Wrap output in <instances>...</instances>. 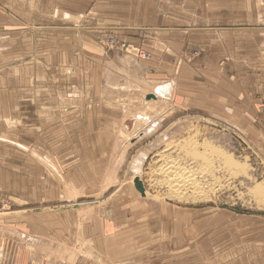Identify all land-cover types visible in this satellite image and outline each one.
Wrapping results in <instances>:
<instances>
[{"label": "rangeland", "instance_id": "1", "mask_svg": "<svg viewBox=\"0 0 264 264\" xmlns=\"http://www.w3.org/2000/svg\"><path fill=\"white\" fill-rule=\"evenodd\" d=\"M86 1L0 3V264H264V0Z\"/></svg>", "mask_w": 264, "mask_h": 264}, {"label": "crops", "instance_id": "2", "mask_svg": "<svg viewBox=\"0 0 264 264\" xmlns=\"http://www.w3.org/2000/svg\"><path fill=\"white\" fill-rule=\"evenodd\" d=\"M74 1L75 0H0V3L2 4V7H3V13H2L3 21L5 23H7V24L4 23V26H5L4 30L7 29L6 25L9 26L8 27L9 29H7L8 31L6 30V33L8 32V35H11L10 25L12 23V20L13 21H15V20L20 21V20H22L23 17H26L27 16L26 11H28V10H26V8L28 6H29V9H31L33 7L34 10H36V11H34L35 15H39L42 13L49 14V18L51 20H59V18L62 20H70V19L73 20L75 17H80V18L83 17V19H84L86 16V14H85L86 9L84 12H78V11L74 12V10L72 9L73 7H71V9H70L69 7L61 6V5H71L74 3ZM86 2L90 4L91 0H87ZM99 9H100L99 12H101L102 11L101 8H99ZM99 19H101V17H99ZM103 21L106 22L105 19H103ZM101 26L103 27L104 23L99 22V27H97V28H101ZM93 28H95V27H93ZM21 32H22V29L19 30V33H21ZM110 39H114V38L110 37L106 41H108ZM128 48H129V46L127 47V49ZM244 88H246V87L244 86ZM247 91H249L248 88H247ZM244 92H245V94H244L245 98L248 101V103H246L244 101V103L246 104L244 106V110H248V111H246V113L248 115H251V116L257 115L258 116L260 113V108L262 106V98H264L263 89L260 88V90H259L260 94H259L258 98L246 97L247 96L246 90H244ZM154 93H156L155 94L156 96H158L157 94H159V95L162 94L161 90H159V89H157L156 92L154 91ZM257 103H259V105L256 108ZM260 136L262 138H264V131H261ZM136 234H138V233H136ZM141 239H143V238H141ZM39 240H41V239H39ZM41 241H43V240H41ZM43 242H45V244H43V245H50L49 242H46V241H43ZM107 242L109 244L110 240H107ZM37 245H41V244H37ZM109 247H111V246L109 245ZM111 250H115V249L113 248ZM116 250H115V253H117ZM137 250L126 251V252H132V253L135 252L136 253ZM118 254H116V256H114V258H113L114 263L121 264L124 260H127L129 257V255L128 256H123V255L118 256ZM100 261L102 262L101 259H100ZM199 262H200V264H205V263H203V261H199ZM91 264H94V263H91ZM102 264H105V263L102 262ZM254 264H256V263H254Z\"/></svg>", "mask_w": 264, "mask_h": 264}, {"label": "bare ground", "instance_id": "3", "mask_svg": "<svg viewBox=\"0 0 264 264\" xmlns=\"http://www.w3.org/2000/svg\"><path fill=\"white\" fill-rule=\"evenodd\" d=\"M165 90H167L166 88H165ZM160 92V91H159ZM156 93H154V95H155ZM148 95V94H147ZM157 95H159V94H157ZM157 98V97H156ZM155 101V100H154ZM150 102V101H149ZM142 133L140 132L139 134H138V136L140 137V135H141ZM169 165V164H168ZM173 167V166H172ZM171 166H165L164 167V172H166V173H170L171 171H172V168ZM174 171H175V168L173 169ZM139 178L140 179V177L139 176H135L134 178ZM134 178H133V180H134ZM133 180H132V185H134L133 184ZM141 180V179H140ZM179 180V179H178ZM182 180V179H181ZM170 181V182H166V184L168 185V187L171 189H173V191H174V193H177L179 190H181V188L184 186V182H182V181ZM142 181V180H141ZM184 181V180H183ZM186 181V180H185ZM190 181V180H189ZM143 183V182H142ZM189 183V182H188ZM143 186H144V184H143ZM133 188H134V186H133ZM134 190H135V192L136 193H138L139 194V192L134 188ZM183 190V189H182ZM172 191V192H173ZM181 192V191H180ZM144 198L146 197V190H145V187H144V196H143ZM48 242V241H47ZM43 246H47V245H43ZM43 246H41V247H43ZM50 247L52 246V244L50 243V245H49ZM47 248V247H46ZM60 253H62V252H60ZM70 257H72V254H70L69 253V258Z\"/></svg>", "mask_w": 264, "mask_h": 264}, {"label": "water", "instance_id": "4", "mask_svg": "<svg viewBox=\"0 0 264 264\" xmlns=\"http://www.w3.org/2000/svg\"><path fill=\"white\" fill-rule=\"evenodd\" d=\"M146 100H155L156 99V95L154 94H148L146 95ZM133 186L134 188L139 192V194L143 197L144 196V186H143V183L142 181L139 179V178H134L133 180ZM20 236L26 240V241H29V242H33V243H36V244H45V242L41 241V240H38V239H34V238H28L26 236H24L23 234H20Z\"/></svg>", "mask_w": 264, "mask_h": 264}, {"label": "built area", "instance_id": "5", "mask_svg": "<svg viewBox=\"0 0 264 264\" xmlns=\"http://www.w3.org/2000/svg\"><path fill=\"white\" fill-rule=\"evenodd\" d=\"M106 46L109 48H113L115 46H118V48L120 47V49H123L126 47V45L124 43H116V41L114 39H110L108 41H106ZM8 208V204L4 201L0 200V212L7 209Z\"/></svg>", "mask_w": 264, "mask_h": 264}]
</instances>
